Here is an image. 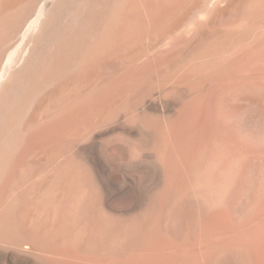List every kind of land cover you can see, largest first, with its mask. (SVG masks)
<instances>
[{
	"label": "bare ground",
	"instance_id": "bare-ground-1",
	"mask_svg": "<svg viewBox=\"0 0 264 264\" xmlns=\"http://www.w3.org/2000/svg\"><path fill=\"white\" fill-rule=\"evenodd\" d=\"M71 1L0 0V264H252L250 252L241 254L233 246L242 239L208 247L176 243L183 226L190 227L196 217V203L181 194L166 193L159 212L141 206V193L128 194L139 202L134 207H116L126 193L110 189L93 154L79 153L80 142L94 140L90 134L115 107L110 99L116 95L119 101L128 99L123 105L136 109L141 125L153 130L157 158L165 162L170 182L198 160L227 149L224 131H213L220 126L211 94L200 84L209 73L185 66L165 75L179 56L191 55L192 42L152 46L146 59L115 81L111 97L92 96L82 104L135 57L131 47L152 29L168 32L181 25L184 16L168 17L170 3L159 5L174 0H120L101 32L98 5L82 18L63 20ZM217 35L221 41L222 34ZM209 36L206 24L194 39L204 45ZM13 41V48L5 49ZM154 57L158 60L151 65ZM69 74L47 99V87ZM141 74L144 82L135 81ZM153 77L163 82L156 87ZM148 90L182 101L175 116L157 114L145 101L137 109L139 96ZM143 173V180L152 177ZM162 233L170 238L161 239Z\"/></svg>",
	"mask_w": 264,
	"mask_h": 264
},
{
	"label": "rangeland",
	"instance_id": "rangeland-1",
	"mask_svg": "<svg viewBox=\"0 0 264 264\" xmlns=\"http://www.w3.org/2000/svg\"><path fill=\"white\" fill-rule=\"evenodd\" d=\"M206 1L208 2L160 1L159 5L170 3L173 6L168 8V17L184 16L181 25L168 32L167 29H152L144 40L131 47L130 51L135 53V57L112 74L106 83L99 85L95 93L85 97L82 104L102 94L111 97L110 88L115 81L134 62L146 59L152 46L165 48L164 44L170 43L180 47L185 42H192L191 55L188 58L179 56L172 66L166 67L165 75L183 70L185 66L199 74L209 73L200 84H203L207 94H211L220 126L213 127V131L220 135L224 131L227 149L219 148L214 156L203 162L202 159L198 160L193 167L191 165L185 168L170 182L165 162L161 163V167V161L157 158L153 130L149 126L143 127L136 109L123 105L128 99L119 101L117 95L110 99V104L116 107L118 103V108H112L103 117L102 120L105 121L95 126L93 134L88 133L94 140L80 142L78 149L80 154L94 155L95 167L103 178L110 181L111 190L126 193V200L122 205L116 203V207H134L139 202L132 201L128 194L141 193V206L151 209L153 207L159 212L165 207L163 197L166 193L170 191L175 197L181 194L180 197L196 203V217L190 227L183 226L181 239H177L176 243H206L208 247L242 239L233 246L239 247L241 254L243 250L250 252L247 257L250 256L249 260L252 258V264L256 261L257 264H264V0ZM71 2L63 13V20L76 16L82 18L91 5H98L99 32L111 13L116 12L120 6V0ZM189 6L191 9L187 12ZM206 24L210 32L209 39L204 45H197V39L194 38ZM190 30L192 33L188 36ZM218 33L222 34L221 41ZM96 34L97 32L91 36L89 43L99 33ZM15 43L13 41L5 49L13 48ZM152 60L151 65L158 57ZM69 76L70 74L61 76L47 87L43 92L47 93V99L53 98L49 97V93L52 90L56 93V88L61 87L60 83L67 81ZM163 77L160 81L153 77L151 83L158 87L163 82ZM135 81L144 82L143 74L136 76ZM233 81L237 82V87H234L235 83L233 86ZM139 98L141 104L137 109L145 101L155 113L170 117L175 116L182 102L175 96L153 95V90L146 91ZM235 106L239 110L231 114L234 113L232 109ZM235 124L238 125L237 131L234 129ZM137 140H140V144ZM233 148L237 151L235 154H232ZM143 171L151 172L152 177L143 180ZM188 228L189 236L186 235L185 238ZM160 238L166 240L170 235L165 233ZM180 251L185 253V250ZM243 254L245 255L244 252Z\"/></svg>",
	"mask_w": 264,
	"mask_h": 264
}]
</instances>
